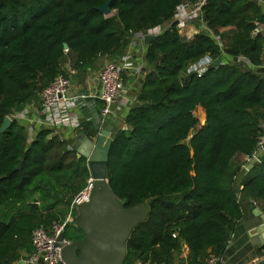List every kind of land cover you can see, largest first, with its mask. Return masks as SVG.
Here are the masks:
<instances>
[{
	"label": "trees",
	"instance_id": "1",
	"mask_svg": "<svg viewBox=\"0 0 264 264\" xmlns=\"http://www.w3.org/2000/svg\"><path fill=\"white\" fill-rule=\"evenodd\" d=\"M184 1L111 0L104 15L97 7L106 0H0V125L5 115L39 102L68 60L84 71L97 56L116 54L131 32L164 25L146 46L149 68L107 153L114 194L124 207L149 208L126 242L122 264H169L181 243L186 264H205L209 252L225 251L242 216L239 194L264 213V160L246 162L242 188L233 185L243 168L234 156L252 155L264 127V69L252 68L264 52V36H251V19H263L260 8L252 0H206L207 27L228 29L220 33L226 58L243 55L251 66L224 62L196 75L186 74L188 65L205 55L220 58L219 49L205 32L180 34L172 19ZM35 128L28 140L27 122L12 117L0 132V264L31 253V231L63 218L60 206L66 214L88 185L86 161L68 140L48 126ZM90 129L86 122L75 131ZM76 230L73 238H82ZM257 253L264 258V243Z\"/></svg>",
	"mask_w": 264,
	"mask_h": 264
},
{
	"label": "built area",
	"instance_id": "2",
	"mask_svg": "<svg viewBox=\"0 0 264 264\" xmlns=\"http://www.w3.org/2000/svg\"><path fill=\"white\" fill-rule=\"evenodd\" d=\"M262 14V18L253 17L251 36L254 37L257 34L264 32V0H257ZM206 4V0H194L189 3H182L176 8L173 21L177 23L178 30L180 31L187 23H197V33L199 31L205 32L210 35L216 42L219 49V63L230 62L236 63L242 67H250V61L243 55L226 58L224 53L223 38L220 33H214L211 31L204 19H203V6ZM164 25H156L149 27L146 30L131 32L128 38L127 44L124 46V53L122 54L120 61L115 63L112 61L105 62L98 70L95 81L98 84V99L102 102L101 116L105 117L109 115L113 110L120 111L127 103L129 88L125 84L123 79V73L131 71L135 75H139L142 70V65L139 62H135L132 56V50L138 49V52L142 58H145L146 44L144 43V37L146 35H159ZM181 34V33H180ZM192 35L187 36L191 38ZM65 52L67 49H64ZM214 60L210 55H205L199 58L197 61L192 62L186 68V74L195 73L196 75L202 74L208 66ZM67 61L60 73L46 85L40 92L39 107L37 109L38 117L35 122L40 123L48 127L65 126L74 129L79 128L78 114L71 113L70 109L79 107L77 100H84V94L69 95L70 75L73 73L70 64ZM28 104L25 105V109L15 113V115L9 116L17 119L28 121ZM32 122V120H31ZM124 127V126H123ZM35 136V131L32 124L28 121L27 127V139L32 140ZM264 147V127L262 133L257 139L256 149L252 155H244L245 163L249 162L251 158L256 156L258 150ZM243 163V167L244 164ZM83 193V192H82ZM76 196L69 208V211L63 218L52 221L48 229L43 226L35 227L30 234V243L32 246L31 253H27L21 260L25 264H64L61 258V251L64 245L71 242V239L64 237V231L68 223L73 222L72 208L78 204L82 199L81 195ZM84 198V197H83ZM62 234L61 240H57V237ZM173 238L177 237V232L171 234ZM221 257L211 252L208 253L205 258V264H220ZM131 264H149L141 259H136Z\"/></svg>",
	"mask_w": 264,
	"mask_h": 264
},
{
	"label": "water",
	"instance_id": "3",
	"mask_svg": "<svg viewBox=\"0 0 264 264\" xmlns=\"http://www.w3.org/2000/svg\"><path fill=\"white\" fill-rule=\"evenodd\" d=\"M110 1L106 0L97 9L104 15L110 14ZM252 1L255 4L258 2ZM157 37L158 35H146L144 43L149 45ZM64 49H67L66 44ZM218 64L219 59H215L208 68ZM11 122L9 116L5 115L0 132L6 130ZM118 130L117 126L98 121L91 135L77 133L74 136L76 143L72 146L77 157L85 159L90 178L83 190L88 189V196L82 198L75 207L74 222L82 231L83 237L73 238L63 246L61 258L64 264H122L131 232L148 215L149 208L145 204L124 207L107 183V153ZM20 166L21 162L17 169ZM246 203L252 213L261 218L259 229L263 232L264 240V213L253 202ZM62 236L60 234L57 240H61ZM23 263L21 260L16 264ZM252 264H264V258Z\"/></svg>",
	"mask_w": 264,
	"mask_h": 264
},
{
	"label": "crops",
	"instance_id": "4",
	"mask_svg": "<svg viewBox=\"0 0 264 264\" xmlns=\"http://www.w3.org/2000/svg\"><path fill=\"white\" fill-rule=\"evenodd\" d=\"M197 26L194 22L187 23L181 31L184 34L192 35L194 36L197 33ZM226 29L220 30V32L226 31ZM262 35L264 36V32H262ZM124 47L121 48L116 54L114 55H99L97 58H95L91 65L86 67L84 71L80 69H74L72 65L70 64L73 73L70 75V85H69V95H78V94H84L86 95L84 100L81 101L80 99L77 100V103L79 104L77 108L70 109L71 113H77L78 114V121H79V127L83 125V123L91 122V132H93V129L95 127V123L98 121H103L104 123H109L114 126L123 127L124 126V118L128 110L130 109L131 105L134 103L136 96L139 92L140 86H141V80L144 76V73L148 67L147 61L145 58L143 59L142 56H140L138 49L132 50V56L135 60V62H139L142 65V70L139 75L133 74L131 71H126L123 73V79L125 84L128 86V103L122 107L120 111H112L109 115L103 117L101 116V107L102 103L98 99V84L95 81L96 74L99 70V68L107 61L112 62H119L122 54L124 53ZM253 70H259L261 71L264 69V52L262 56V63L257 66L252 67ZM28 113L27 119L30 124H32V127L35 131V127L37 125H41L40 123L35 122V119L38 117L37 115V109L39 107V102L32 101L30 104H28ZM25 109V107L23 108ZM22 109V110H23ZM21 110V111H22ZM32 120V122H31ZM26 121V120H24ZM28 121L27 127H28ZM52 129V134L59 136L61 139L68 140L69 144L73 145L76 143V140L74 136L77 133H83L87 136V132L82 131H75L74 128L71 127H65V126H56V127H49ZM255 158L257 160H264V147H262L258 152L256 153ZM245 157L244 154L238 153L234 156L233 162L236 164H239V166L243 165L245 163ZM245 164L244 167L237 173V175L234 177V187L238 190L242 188L240 186V179L242 175L245 173ZM90 178V175H89ZM88 178V180H89ZM87 180V184H88ZM82 192V191H81ZM84 197V193H82ZM238 199L241 206V212L242 216L237 222L233 232L230 234V237L227 242V246L225 248L224 253L221 255L220 264H252L255 261L261 260L262 257L259 256L257 253V249L262 246L264 243L263 240V232L259 229L261 225V218L259 216H255L252 213V210L248 207L246 201L253 202L259 209V205L256 203V201L252 199H246L241 196V194L238 195ZM72 203V202H71ZM59 210H63V214L67 211L65 206H60ZM61 215V216H62ZM27 254L25 251H21V256L18 261H21V259ZM188 250L187 247L181 243L180 247V253L174 252L172 254V261L169 264H186V258H187ZM18 261L14 262L13 264L18 263ZM25 264V263H23Z\"/></svg>",
	"mask_w": 264,
	"mask_h": 264
},
{
	"label": "rangeland",
	"instance_id": "5",
	"mask_svg": "<svg viewBox=\"0 0 264 264\" xmlns=\"http://www.w3.org/2000/svg\"><path fill=\"white\" fill-rule=\"evenodd\" d=\"M190 1L188 0V1H184V3H189ZM260 12H261V10H260ZM173 20V19H172ZM195 23V25L196 26H198L197 25V23L196 22H194ZM198 28V27H197ZM228 30V29H227ZM226 30V31H227ZM180 33H181V35H183V36H185V37H187L188 35L187 34H184L181 30L179 31ZM228 32V31H227ZM220 33H225L226 34V32L224 31V32H220ZM69 62V64H71V61L70 60H68ZM200 117H199V120L201 119L202 120V115L200 114L199 115ZM87 190L88 189H86V191H84V196H86L87 195ZM81 197L83 198V195H81ZM63 214V210H60V215H62ZM65 215H63V217H64ZM74 219H75V217L73 216V222H70V223H68L67 224V226H66V228H65V231H64V237H66V238H69V239H72L73 238V236L77 233V230H76V224H75V222H74Z\"/></svg>",
	"mask_w": 264,
	"mask_h": 264
},
{
	"label": "bare ground",
	"instance_id": "6",
	"mask_svg": "<svg viewBox=\"0 0 264 264\" xmlns=\"http://www.w3.org/2000/svg\"><path fill=\"white\" fill-rule=\"evenodd\" d=\"M87 196H88V192H87ZM87 196H86V197H87ZM86 197H84V198H86Z\"/></svg>",
	"mask_w": 264,
	"mask_h": 264
}]
</instances>
